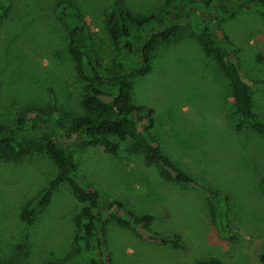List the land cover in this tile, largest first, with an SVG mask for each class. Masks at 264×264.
I'll return each instance as SVG.
<instances>
[{
    "label": "rangeland",
    "instance_id": "rangeland-1",
    "mask_svg": "<svg viewBox=\"0 0 264 264\" xmlns=\"http://www.w3.org/2000/svg\"><path fill=\"white\" fill-rule=\"evenodd\" d=\"M58 1L62 0H0L6 9L0 19L2 127L12 128L15 117L32 109L55 107L62 112V131L68 137L71 122L84 114L82 81L67 51L66 31L54 15ZM65 1L79 11L99 61L109 66L115 49L105 23L114 0ZM122 1L140 16L157 13L164 2ZM193 23L182 20L180 36L152 53L149 73L128 79L131 99L153 110L150 134L179 168L228 197L229 231L211 226L201 191L164 181L156 167L144 166L141 156L128 154L124 144L116 156L101 147L75 148L77 169L72 178L97 192L99 208L121 203L126 212L152 216V232L177 234L181 240L182 248L176 250L146 241L140 228L109 222L105 229L109 264H195L209 259L261 264L264 138L247 126L235 131L240 117L233 109L230 85L213 56L203 52ZM219 27L238 48L243 76L249 83L264 82V20L259 13L238 11L220 20ZM252 97L254 112L264 119V87L253 89ZM56 172L43 153L0 160V264L55 263L74 249L73 220L86 208L72 198L65 184L53 190L33 221L20 220L22 208Z\"/></svg>",
    "mask_w": 264,
    "mask_h": 264
},
{
    "label": "trees",
    "instance_id": "trees-1",
    "mask_svg": "<svg viewBox=\"0 0 264 264\" xmlns=\"http://www.w3.org/2000/svg\"><path fill=\"white\" fill-rule=\"evenodd\" d=\"M193 1L164 0L160 11L140 16L133 15L122 0H114L105 23L108 39L115 49L109 66L99 61L88 26L76 7L65 0L55 3V18L66 31L67 51L82 81L80 105L84 114L71 122L68 137H64L62 131V112L55 107L32 109L15 117L10 129L0 126V160L16 161L31 153H43L52 160L57 171L37 197L22 208L21 221H33L46 206L53 190L61 184L67 186L77 203L85 205L86 213L73 220L77 230L74 249L60 261L49 264H109L105 240L109 222L125 228H140L142 236L150 243L169 245L176 250L182 248L179 235L162 236L149 229L153 220L150 215L136 216L126 212L118 202L99 208L97 192L82 187L72 178L77 169L73 156L75 148L101 147L105 153L116 156L120 144H124L128 154L141 156L144 166L156 167L164 181L201 191L211 226L219 232L229 231L228 197L180 169L162 150L149 131L153 126V110L133 104L128 81L149 73L152 53L159 45L180 36L182 20L192 24L196 19L191 27L193 34L198 37L203 52L213 56L230 85L233 109L240 117L235 131L247 126L264 138V119L254 112L252 97V90L264 87V82L249 83L243 76L237 59L238 48L219 29L220 20L232 18L238 11L256 10L264 20V0ZM5 14L6 9L0 5V19ZM258 261L264 264V250ZM195 264L223 263L209 259Z\"/></svg>",
    "mask_w": 264,
    "mask_h": 264
}]
</instances>
